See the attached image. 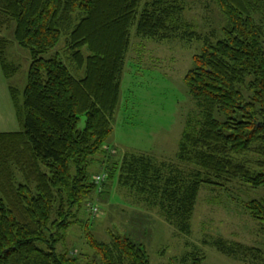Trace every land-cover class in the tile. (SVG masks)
Returning <instances> with one entry per match:
<instances>
[{"label": "trees", "instance_id": "obj_1", "mask_svg": "<svg viewBox=\"0 0 264 264\" xmlns=\"http://www.w3.org/2000/svg\"><path fill=\"white\" fill-rule=\"evenodd\" d=\"M213 1L228 22L221 37L192 30L186 0H0L8 76L17 66L5 57L3 31L13 28L32 56L22 103L12 87L22 129L0 132V264H80L59 244L98 191L92 164L106 167L104 185L116 178L187 234L204 185L264 187V0ZM133 28L157 41L203 42L184 77L197 110L186 121L179 164L145 154L117 159L104 148ZM242 204L264 226V200ZM88 236L103 264H151L146 246L127 236L112 234L110 243ZM213 243L230 256L262 258L241 243ZM182 263L204 264V254L188 252Z\"/></svg>", "mask_w": 264, "mask_h": 264}, {"label": "rangeland", "instance_id": "obj_2", "mask_svg": "<svg viewBox=\"0 0 264 264\" xmlns=\"http://www.w3.org/2000/svg\"><path fill=\"white\" fill-rule=\"evenodd\" d=\"M186 4L185 18L193 24L192 30L204 36L211 32L222 36L228 22L213 0H186ZM3 33L9 40L14 39L13 28ZM14 42L16 46H7L4 54L17 66L10 83L22 103L32 56L29 49ZM203 47V42L196 39L157 41L140 37L132 29L113 133L104 146L108 152L117 159L145 154L158 163L179 164V142L186 121L197 110L184 77L193 56ZM83 124L82 117L80 126ZM99 170L106 174V167L103 169L100 163L90 166L95 175ZM98 186V191L77 210L79 222L69 228L65 241L59 244L61 251L77 256L80 264H103L87 241L89 233L105 243L112 241V234L142 243L151 264H183V256L195 250L204 254V264H264V226L242 204L251 199L264 200V187H252L240 180L228 183L227 188L204 185L187 234L168 223L158 207L116 178L103 184L101 190ZM219 238L249 246L251 252L262 254L260 262L252 256L244 259L221 252L213 243Z\"/></svg>", "mask_w": 264, "mask_h": 264}, {"label": "crops", "instance_id": "obj_3", "mask_svg": "<svg viewBox=\"0 0 264 264\" xmlns=\"http://www.w3.org/2000/svg\"><path fill=\"white\" fill-rule=\"evenodd\" d=\"M10 46H16L14 39L10 40L8 47ZM12 87L14 86L10 83V76L6 73L4 61L0 54V132H16L22 129V123L18 118L12 94Z\"/></svg>", "mask_w": 264, "mask_h": 264}, {"label": "built area", "instance_id": "obj_4", "mask_svg": "<svg viewBox=\"0 0 264 264\" xmlns=\"http://www.w3.org/2000/svg\"><path fill=\"white\" fill-rule=\"evenodd\" d=\"M94 178H95L96 182L100 185V190H101V186H102L103 182H105L107 179L106 174L101 172V173L97 174ZM93 210L97 211V207H93Z\"/></svg>", "mask_w": 264, "mask_h": 264}]
</instances>
